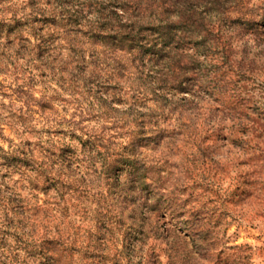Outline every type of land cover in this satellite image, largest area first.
Returning <instances> with one entry per match:
<instances>
[{"label":"clouds","instance_id":"clouds-1","mask_svg":"<svg viewBox=\"0 0 264 264\" xmlns=\"http://www.w3.org/2000/svg\"><path fill=\"white\" fill-rule=\"evenodd\" d=\"M0 264H264V0H0Z\"/></svg>","mask_w":264,"mask_h":264}]
</instances>
